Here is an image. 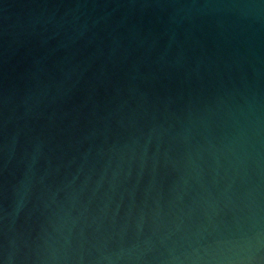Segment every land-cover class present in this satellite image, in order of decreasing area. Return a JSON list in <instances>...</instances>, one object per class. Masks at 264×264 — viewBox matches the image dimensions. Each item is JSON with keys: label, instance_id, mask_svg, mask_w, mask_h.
<instances>
[{"label": "water", "instance_id": "water-1", "mask_svg": "<svg viewBox=\"0 0 264 264\" xmlns=\"http://www.w3.org/2000/svg\"><path fill=\"white\" fill-rule=\"evenodd\" d=\"M0 264H264V0H0Z\"/></svg>", "mask_w": 264, "mask_h": 264}]
</instances>
